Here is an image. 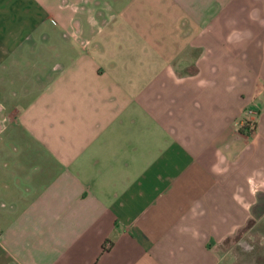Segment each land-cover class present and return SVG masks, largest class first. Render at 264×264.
Returning a JSON list of instances; mask_svg holds the SVG:
<instances>
[{
  "label": "crops",
  "instance_id": "crops-1",
  "mask_svg": "<svg viewBox=\"0 0 264 264\" xmlns=\"http://www.w3.org/2000/svg\"><path fill=\"white\" fill-rule=\"evenodd\" d=\"M247 235L264 0H0V264H246Z\"/></svg>",
  "mask_w": 264,
  "mask_h": 264
},
{
  "label": "rangeland",
  "instance_id": "rangeland-1",
  "mask_svg": "<svg viewBox=\"0 0 264 264\" xmlns=\"http://www.w3.org/2000/svg\"><path fill=\"white\" fill-rule=\"evenodd\" d=\"M249 116L247 115L246 119L244 120V124H249L248 122ZM253 120V119H252ZM254 122V120H253ZM242 124V125H244ZM248 131H252L254 128L248 126ZM262 227H253L251 229V233L258 235L262 233ZM245 241H238L236 243H230L228 246L236 249H245V258H246V264L247 262H250L252 264H256L259 262L260 264H264V242L259 240L257 237H249V235L244 236ZM263 240V239H262ZM226 246V245H225ZM227 247V246H226ZM242 258V257H241ZM244 258V257H243ZM244 264V263H243Z\"/></svg>",
  "mask_w": 264,
  "mask_h": 264
},
{
  "label": "built area",
  "instance_id": "built-area-1",
  "mask_svg": "<svg viewBox=\"0 0 264 264\" xmlns=\"http://www.w3.org/2000/svg\"><path fill=\"white\" fill-rule=\"evenodd\" d=\"M247 115L249 116V120H248V122L250 123V125L249 124H247L248 126H249V128L250 127H252V128H254V122H253V115H254V113L251 111V110H249L248 112H247Z\"/></svg>",
  "mask_w": 264,
  "mask_h": 264
}]
</instances>
